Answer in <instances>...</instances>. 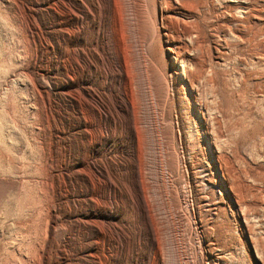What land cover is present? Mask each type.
Segmentation results:
<instances>
[{
  "label": "rangeland",
  "instance_id": "374dc122",
  "mask_svg": "<svg viewBox=\"0 0 264 264\" xmlns=\"http://www.w3.org/2000/svg\"><path fill=\"white\" fill-rule=\"evenodd\" d=\"M159 1L0 0V264H264V20Z\"/></svg>",
  "mask_w": 264,
  "mask_h": 264
},
{
  "label": "bare ground",
  "instance_id": "6f19581e",
  "mask_svg": "<svg viewBox=\"0 0 264 264\" xmlns=\"http://www.w3.org/2000/svg\"><path fill=\"white\" fill-rule=\"evenodd\" d=\"M153 1L156 2V0ZM225 1L226 2H224V4L221 6V9L218 10L217 14L218 17H223L221 20H219L218 25L222 29H230V25L234 22H239L240 24L252 22L253 24H255V22L261 23L264 20V6L263 11L259 12L254 9L251 4L252 1L262 2L261 0ZM217 2L218 0H160L159 6H157L160 11L163 12L168 10L166 14H162V17L160 18V22L165 31V35L173 41H176L183 36H187V40L189 43H195L196 46L199 47L203 39L208 40V26L205 22V19L206 17L208 18V16L214 12V9L216 7L215 5ZM235 8L241 10V15H238L236 13V10L234 11ZM179 13L189 15L191 17V21L188 22L179 19L177 17ZM166 29H169L170 31H167ZM263 35V29H258V31L253 33H246L242 31V29H240L239 32H237L236 37L238 40L242 41L250 47L255 48L261 46L262 48H264V43L259 38ZM184 45H186V43ZM176 54L179 55V49L177 50ZM199 67H201L200 62L197 63V68ZM184 70L185 68H182V73ZM211 80L209 79V81Z\"/></svg>",
  "mask_w": 264,
  "mask_h": 264
}]
</instances>
